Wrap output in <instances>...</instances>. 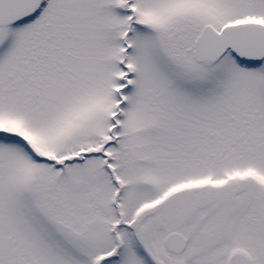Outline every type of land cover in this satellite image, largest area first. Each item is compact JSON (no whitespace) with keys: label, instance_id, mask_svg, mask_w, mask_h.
<instances>
[{"label":"snow or ice","instance_id":"6c2138e0","mask_svg":"<svg viewBox=\"0 0 264 264\" xmlns=\"http://www.w3.org/2000/svg\"><path fill=\"white\" fill-rule=\"evenodd\" d=\"M0 264H264V0H0Z\"/></svg>","mask_w":264,"mask_h":264}]
</instances>
